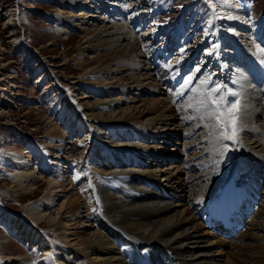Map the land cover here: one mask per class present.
I'll return each instance as SVG.
<instances>
[{
	"label": "rangeland",
	"instance_id": "374dc122",
	"mask_svg": "<svg viewBox=\"0 0 264 264\" xmlns=\"http://www.w3.org/2000/svg\"><path fill=\"white\" fill-rule=\"evenodd\" d=\"M105 1L108 3L103 5ZM225 4L224 0H0V209L3 213L23 217L27 206L38 202L44 195L45 181L50 180L52 175L47 173L45 165H49L53 158L42 154V147L51 139L50 131L54 126L65 134V152H72L76 157L84 151L81 142L88 134L87 129L72 133L68 132L66 126L67 120L74 117L73 112L76 114L78 111L74 100H86L83 98L85 91L78 84L82 71L77 66L76 57L86 63H93L97 51L94 42L85 43L84 36L87 33L93 35L103 29L113 32L110 21L114 17H120L121 22L128 23L142 44L143 58L149 64L147 66L155 79L159 81V93H153L158 91L146 86L148 81H144L140 89L131 92L123 87L112 89L111 100L119 104L120 110L126 111L134 106L133 100L139 106L145 102L151 105L152 101L160 97L171 107L176 125L180 128L175 130L172 124L171 131L167 133L169 140L164 142L167 147L160 143L161 133L167 132L165 128L159 131L158 125L151 130L150 133L156 131V134L153 133L156 140H144L133 129L131 137H134L137 146H150L160 150L167 148L169 152L176 150L179 153L177 161L172 159V154L160 160L151 158L147 162V171L163 170L176 164L183 170L182 180L186 190L190 192L197 186L189 175H201L202 169L199 168L207 170L204 165L210 161V154L216 152L213 163L218 172L227 154H232L238 158L237 163L244 165L247 171H250L251 165L248 162L251 161H255L262 168L259 171L262 179L258 187V194L262 196L264 161H259L255 157L256 152H252L259 150L251 143L258 140L257 136L242 128V105L245 100L242 89L230 72L222 77L218 76V72L235 67L245 81L244 85L249 88V93L256 90V98H260L259 102L263 103L264 32L255 29V26L262 20L264 28V0H229L230 10L224 7ZM234 9L244 15L246 13L242 10L248 11L249 17L240 15L237 19H244L243 28L231 22L233 13H236ZM136 14L139 19L148 17V21L135 19ZM82 21L87 22V25H82ZM228 24L235 25V31L244 33L247 42L251 40L254 46L257 44L258 54L262 59L253 52L245 51L241 54L225 46L228 42L225 41L224 29ZM259 36L263 41L259 40ZM87 45L91 47L86 49ZM117 67L124 70L129 68L123 64H118ZM166 72L168 74L165 76ZM263 113L264 110L258 103H251L244 113L251 115L252 122H247L248 125L251 128L256 125L263 130ZM152 115H147L143 123L156 117V114ZM157 133L160 134L157 136ZM206 142H211L217 148L214 153L205 148ZM92 148L89 154H95ZM35 149L38 151L37 155L31 153ZM17 152L32 154L29 165L36 177L32 182L33 188L24 193L12 189L15 185V170L7 161L11 154ZM185 154L188 155L185 161L190 163L187 167L180 165ZM226 165L229 163L224 164ZM65 168L62 165L60 173H64ZM72 168L73 170L70 169L73 172L75 168ZM190 168L194 170L189 172ZM72 172L67 174L71 180ZM220 176L224 177V172L220 171ZM140 179L141 177L136 176L130 178L132 184L138 187V194L142 198L149 193L155 195L151 189H144L145 187L137 184ZM157 179L151 178L149 181L157 183L161 177ZM79 185L76 184L75 188ZM115 190L127 191L120 184L115 186ZM130 190L133 191V188ZM163 197L172 204L180 203L169 193ZM263 202L264 199L258 202L260 204L257 212L264 211ZM60 203L52 208V217L56 215ZM184 203L187 205L189 201ZM198 206L195 204L193 209L196 211ZM29 225L42 235L48 229L47 221ZM245 229L242 232L246 233L247 227ZM254 233L264 236V231ZM19 236L17 231L0 220V262L22 252L30 256L32 264H40L43 250L37 247L30 250Z\"/></svg>",
	"mask_w": 264,
	"mask_h": 264
},
{
	"label": "bare ground",
	"instance_id": "6f19581e",
	"mask_svg": "<svg viewBox=\"0 0 264 264\" xmlns=\"http://www.w3.org/2000/svg\"><path fill=\"white\" fill-rule=\"evenodd\" d=\"M224 1L226 2L224 7L230 10L229 0ZM107 3L105 1L103 5ZM237 10L233 13L231 22L243 28L244 19L240 21L237 19L240 15L249 17V14L247 10H242L247 16ZM135 19H139L138 15ZM139 20L148 21V17H141ZM110 24L113 32L103 29L96 31L93 35L87 33L84 36L85 43L93 44L94 42L97 51L98 55L96 54L93 63H86L80 57H76L77 66L82 71L78 84L85 91L83 98L86 100H74L78 111L76 114L73 112L74 117L67 120L66 126L68 132L72 131V133L75 130L79 133L87 129L88 134L81 142L84 151L76 157L72 152H65L67 150L64 149L65 134L54 126L50 131L51 139L42 147L44 148L42 154L53 158L49 165H45L48 172L42 170L52 174L51 179L45 181L44 195L38 202L27 206L23 217L6 215L0 209V220L17 231L20 240L30 250L35 247L43 250V259L40 264H264V236L253 234L256 231H264V211L257 212L260 203H253L258 201L255 197L259 192L258 187L262 179L259 171L262 168H259L255 161L246 160L251 167L250 171L245 173L244 165L237 163L238 158L227 154L222 162L223 165L219 167L221 173L224 172L222 177L213 163L217 148L211 142H206L205 148L215 153L210 154V161L204 165L208 168L207 170L199 166L198 168L202 169L201 175H189L197 186L195 190L190 192L186 190L182 180L183 170L176 164L163 170L147 171V162L151 158L160 160L172 154V159L177 161L179 153L176 150L169 152L167 148L160 150L150 146H137L134 137H131L133 129H136L138 136L144 140L150 138L156 140V135H153L156 131L150 132L159 125V131H162V128L167 131L160 132L162 141L160 143L164 144L169 140L167 133L171 131L172 124L175 130L180 128L176 125L171 107L160 97L152 101L151 105L141 99L145 103L139 106L136 100H133L136 105L133 104L134 106L127 108L126 111L120 110L119 104L111 100L112 89L123 87L131 92L140 89L144 81H148L145 85L158 91L153 92L158 95L159 81L155 79L150 67L147 66L149 64L141 53L142 44L135 37L128 23L121 22L120 17H114ZM82 25H87V22H83ZM233 26L228 24L224 29L225 41L228 42L225 46L241 54L245 51L258 54L257 44L254 46L251 40L247 42V36L235 31L236 26ZM262 26V20H259L255 29L264 32ZM259 40L263 41L260 36ZM89 47L91 46L87 45L86 49ZM237 58L240 59V56ZM118 64L129 68L121 69L120 66L117 67ZM247 66L250 67L249 64ZM168 72L164 75L166 76ZM228 72L237 85H240L245 98L242 105L244 109L242 128L257 136L258 140L251 143L259 150L252 152H256L255 157H258L259 161H264V144L262 143L264 128L262 130V127L256 125L251 128L247 123L252 122L251 115L244 114L251 103H258L264 110V100L263 103L259 102L260 98H256V90L254 93H249V88L244 85L245 81L235 67L230 70L226 68L219 70L218 76L222 77ZM219 86L216 87L219 88ZM153 113L156 114L154 118L159 119L151 118L143 123L144 118ZM262 122L264 123V113ZM160 133H157V136ZM203 140L206 141V139ZM91 147L95 154L88 153ZM32 152L36 155L38 153L36 149ZM187 157L188 155L185 154V157L181 158V166L187 167L190 164L185 161ZM31 159L32 154L26 155V152L13 153L10 158H7L9 165L15 170L13 174L15 185L12 189L21 190L24 193L33 188L32 182L36 177L29 165ZM74 162L77 163L73 166ZM225 163L229 165L224 166ZM84 164L87 165L84 166ZM62 165L66 166L64 173H60ZM72 167L75 168L73 172ZM190 170L194 168L188 171ZM69 172L73 173L72 180L67 175ZM132 176L141 177L137 184L145 187L144 189H151L155 195L149 193L142 198V195L138 194L140 192L138 187L130 180ZM159 176L161 179L157 183L149 181L151 178L158 180ZM231 179L234 180L230 182ZM78 183L79 187L75 188ZM118 184L126 187L127 191L115 190ZM218 187H223V191H217ZM238 187L241 189L237 190ZM131 188L133 191L130 190ZM162 193L163 195L171 194L180 203L172 204L166 201ZM263 196L264 194L260 196L259 202L264 199ZM225 197H231L234 205L235 202L245 199L244 202L255 207L245 226L247 232L239 231L228 239L224 237L225 234L221 230L206 229L202 221L204 210L208 206L207 202ZM60 200H62L61 203ZM184 201H189V204L186 205ZM58 203H60L59 209L52 217L51 210ZM195 204L199 205L196 211L193 209ZM226 204L223 201L218 207L223 208ZM220 210L221 208L214 211L209 207L206 212L218 215ZM243 210L244 208L241 207L240 211L243 212ZM240 220H243L242 215ZM45 221H47L48 229L44 235L29 225V223ZM235 223L234 219L231 225ZM0 264L32 263L30 256L21 252Z\"/></svg>",
	"mask_w": 264,
	"mask_h": 264
}]
</instances>
